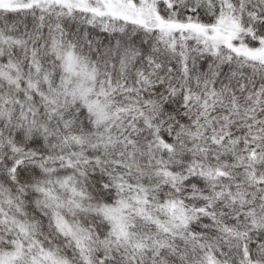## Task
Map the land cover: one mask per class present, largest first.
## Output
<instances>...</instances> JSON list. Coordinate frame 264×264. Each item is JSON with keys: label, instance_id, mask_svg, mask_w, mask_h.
<instances>
[{"label": "snow or ice", "instance_id": "6c2138e0", "mask_svg": "<svg viewBox=\"0 0 264 264\" xmlns=\"http://www.w3.org/2000/svg\"><path fill=\"white\" fill-rule=\"evenodd\" d=\"M0 264H264V0H0Z\"/></svg>", "mask_w": 264, "mask_h": 264}]
</instances>
